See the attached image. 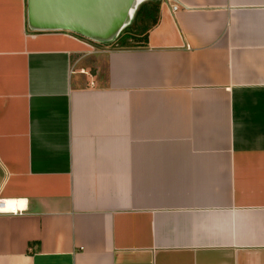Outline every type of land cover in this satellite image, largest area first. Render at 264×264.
I'll list each match as a JSON object with an SVG mask.
<instances>
[{
	"label": "crops",
	"instance_id": "obj_1",
	"mask_svg": "<svg viewBox=\"0 0 264 264\" xmlns=\"http://www.w3.org/2000/svg\"><path fill=\"white\" fill-rule=\"evenodd\" d=\"M26 7L0 0V264H264V0H159L135 46Z\"/></svg>",
	"mask_w": 264,
	"mask_h": 264
},
{
	"label": "water",
	"instance_id": "obj_2",
	"mask_svg": "<svg viewBox=\"0 0 264 264\" xmlns=\"http://www.w3.org/2000/svg\"><path fill=\"white\" fill-rule=\"evenodd\" d=\"M145 0H26L27 24L36 30L65 29L109 42L131 22Z\"/></svg>",
	"mask_w": 264,
	"mask_h": 264
},
{
	"label": "trees",
	"instance_id": "obj_3",
	"mask_svg": "<svg viewBox=\"0 0 264 264\" xmlns=\"http://www.w3.org/2000/svg\"><path fill=\"white\" fill-rule=\"evenodd\" d=\"M149 1H151V3H148L146 0L142 1L137 6V8H136V10H135V12L133 14V17L131 19V22L123 27V29L120 31V33L118 34V36L114 40H111V41H109L107 43H110V42L114 41L118 45L126 46V44L128 42V39L130 37L134 36L135 34H137L138 37L140 35H142V36H140L142 38H140L139 40H141V41L147 40V29L149 28V25H151V24H153V23H155L157 21L156 12H157L158 5H159V0H149ZM141 16L150 17L151 18L150 23L146 24L143 27L142 32L139 31L137 33H134L133 31H130L131 24L136 22Z\"/></svg>",
	"mask_w": 264,
	"mask_h": 264
},
{
	"label": "rangeland",
	"instance_id": "obj_4",
	"mask_svg": "<svg viewBox=\"0 0 264 264\" xmlns=\"http://www.w3.org/2000/svg\"><path fill=\"white\" fill-rule=\"evenodd\" d=\"M148 3H151V1H149V0H146ZM143 17V18H142ZM150 21H151V18L150 17H144V16H141L136 22H134V23H132L131 24V27H130V31H133L134 33H137V32H139V31H141L142 32V30H143V27L146 25V24H149L150 23ZM139 34V33H138ZM80 35V34H79ZM140 36H142V35H140ZM138 37V35L137 34H135L134 36H132V37H130L129 39H128V42H127V44H126V46H135V45H137V44H140L142 41L141 40H139L140 38H142V37ZM91 40H93V39H91ZM115 43V42H114ZM115 45H117L118 46V44L117 43H115ZM120 46V45H119Z\"/></svg>",
	"mask_w": 264,
	"mask_h": 264
},
{
	"label": "bare ground",
	"instance_id": "obj_5",
	"mask_svg": "<svg viewBox=\"0 0 264 264\" xmlns=\"http://www.w3.org/2000/svg\"><path fill=\"white\" fill-rule=\"evenodd\" d=\"M17 205L16 201L9 200L7 203L5 201L0 202V208H5L7 210L13 209Z\"/></svg>",
	"mask_w": 264,
	"mask_h": 264
},
{
	"label": "built area",
	"instance_id": "obj_6",
	"mask_svg": "<svg viewBox=\"0 0 264 264\" xmlns=\"http://www.w3.org/2000/svg\"><path fill=\"white\" fill-rule=\"evenodd\" d=\"M172 10H175L176 8H177V3H172ZM0 201H2V200H0Z\"/></svg>",
	"mask_w": 264,
	"mask_h": 264
},
{
	"label": "clouds",
	"instance_id": "obj_7",
	"mask_svg": "<svg viewBox=\"0 0 264 264\" xmlns=\"http://www.w3.org/2000/svg\"><path fill=\"white\" fill-rule=\"evenodd\" d=\"M4 211H7V209H5V208H0V212H4Z\"/></svg>",
	"mask_w": 264,
	"mask_h": 264
}]
</instances>
